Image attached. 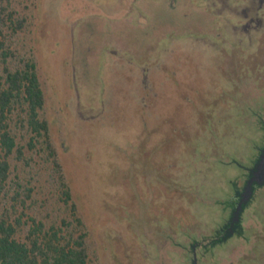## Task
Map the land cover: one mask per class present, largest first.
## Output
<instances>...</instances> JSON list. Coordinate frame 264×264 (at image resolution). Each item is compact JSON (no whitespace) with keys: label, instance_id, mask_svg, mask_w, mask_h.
<instances>
[{"label":"rangeland","instance_id":"374dc122","mask_svg":"<svg viewBox=\"0 0 264 264\" xmlns=\"http://www.w3.org/2000/svg\"><path fill=\"white\" fill-rule=\"evenodd\" d=\"M14 5L93 257L191 264L264 141V0ZM241 223L197 263L264 264V186Z\"/></svg>","mask_w":264,"mask_h":264},{"label":"trees","instance_id":"16d2710c","mask_svg":"<svg viewBox=\"0 0 264 264\" xmlns=\"http://www.w3.org/2000/svg\"><path fill=\"white\" fill-rule=\"evenodd\" d=\"M14 1L0 0V264H98L43 113L35 54L17 40L29 22Z\"/></svg>","mask_w":264,"mask_h":264},{"label":"water","instance_id":"95a60500","mask_svg":"<svg viewBox=\"0 0 264 264\" xmlns=\"http://www.w3.org/2000/svg\"><path fill=\"white\" fill-rule=\"evenodd\" d=\"M264 186V141L258 149V153L252 165L246 169L245 180L241 190L234 189V195L228 200L230 213L225 224L219 228L217 233H223L221 238L214 240L215 243H222L234 233H242V213L245 207L253 200L256 189ZM193 248V247H192ZM193 250V249H192ZM191 264H198L196 253L193 250Z\"/></svg>","mask_w":264,"mask_h":264},{"label":"flooded vegetation","instance_id":"af4514ba","mask_svg":"<svg viewBox=\"0 0 264 264\" xmlns=\"http://www.w3.org/2000/svg\"><path fill=\"white\" fill-rule=\"evenodd\" d=\"M243 175H245V172H244V174ZM225 220H227V219H225ZM224 220V221H225ZM219 227H221V225L219 226ZM218 227V228H219ZM217 228V229H218ZM214 230V233H213V235H211L209 238H203L201 241L200 240H194L192 243H191V248L195 251V253H196V256H198L197 255V250L198 249H200V250H202V252H200L201 254H203L204 252H206L209 248H211V244H213V242H214V240H218V239H220L221 238V236H222V234L220 235L219 233H217V231L218 230ZM198 258H199V256H198ZM197 258V259H198Z\"/></svg>","mask_w":264,"mask_h":264}]
</instances>
